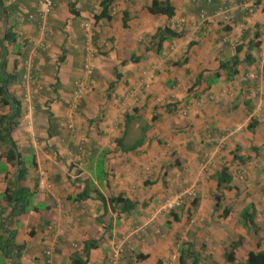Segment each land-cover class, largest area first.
Here are the masks:
<instances>
[{"label": "crops", "instance_id": "1", "mask_svg": "<svg viewBox=\"0 0 264 264\" xmlns=\"http://www.w3.org/2000/svg\"><path fill=\"white\" fill-rule=\"evenodd\" d=\"M51 1L41 39L37 0H0V60L6 72H22L8 85L20 102L11 130L26 167L19 183L34 190L37 206L9 225L24 243L19 264H70L89 238L98 243L82 264H108L115 239L186 188L193 195L131 235L117 264L187 263L191 248L201 264H244L264 244V0H168L170 17L149 13L151 0H114L110 18L96 21L99 0ZM6 29L11 44L1 40ZM233 55L237 73L227 80L219 61ZM140 126V145L121 150L115 140L130 142ZM2 151L0 193L15 171ZM222 167L231 179L217 187ZM96 192L137 204L120 211ZM245 208L256 229L240 217ZM239 238L234 261H225Z\"/></svg>", "mask_w": 264, "mask_h": 264}, {"label": "trees", "instance_id": "2", "mask_svg": "<svg viewBox=\"0 0 264 264\" xmlns=\"http://www.w3.org/2000/svg\"><path fill=\"white\" fill-rule=\"evenodd\" d=\"M114 0H99V10L97 13H93V19L96 21L101 18L109 19L111 6ZM258 2V0H255ZM147 10L151 14H164L170 17L173 13L172 5L168 0H151L147 6ZM71 13L76 14L71 7H69ZM166 30V29H165ZM163 30V31H165ZM171 36H176L178 33L173 31H165ZM1 40H4L7 44H11L14 41L13 33L6 29L2 34ZM161 40V39H159ZM3 52L5 47L1 44ZM238 50V49H235ZM245 62H250L251 58L246 54L243 58ZM239 60L236 55L231 56L228 59L219 61V69L224 71L225 79H231L236 73V66ZM217 76L218 73H215ZM22 79V72H15L10 74L5 71L3 59L0 60V106H6L7 109L4 113L0 114V143L5 145V149L2 151L3 158L6 162L12 164L15 168L13 172L12 179L6 183L4 190L0 193V202H3V206H0V264H19L18 258L20 257L24 243L17 242L14 239L15 231L9 227L10 223L14 221V218L19 214L26 213L30 208L36 209L37 206L32 204V199L34 196V190L28 189L27 187L21 185L19 181L23 180L26 175V167L24 162L20 159L19 153L16 150L15 143L11 138V130L17 123V118L20 114V102L17 97H15L12 92L8 89V85L11 83L20 82ZM246 79V78H245ZM38 91V89H36ZM125 125L128 123V117L125 116ZM255 124L253 119H249L247 122V129L250 130ZM140 134L138 137L131 139L130 142L124 143L123 137H119L115 140L117 146L124 151L133 150L135 147L139 146L142 142V132L145 130V126H140ZM49 134V132H48ZM97 177H102L103 173L101 168L98 166ZM102 173V174H101ZM216 186L224 184L225 187L230 181L231 176L227 172L225 167H222L216 172L215 175ZM87 196V192L84 190L77 195V198ZM96 197L99 198L103 203H107L109 206L118 205L120 211L129 212L133 210L137 204L135 201H131L128 198H123L120 195L110 196L106 200L104 197L96 192ZM6 207H9L8 212L3 215ZM223 212L226 214L227 209ZM222 213V214H224ZM240 217L243 218L244 222L247 223L249 227L256 229V225L252 221V216L248 213V208L241 211ZM31 234V231L29 232ZM241 242L240 238L230 242L224 249L223 257L225 261L232 263L234 261L233 250ZM98 243V239L89 238L82 241L79 253H72L70 257V264H82L84 261L82 257H86L90 249L95 248ZM181 251L179 254H181ZM187 253L186 257L188 262H184L180 258L179 264H201L203 258L200 257L199 253L194 251L192 248ZM185 254L183 256H185ZM244 264H264V244L261 249L249 250L245 255Z\"/></svg>", "mask_w": 264, "mask_h": 264}, {"label": "built area", "instance_id": "3", "mask_svg": "<svg viewBox=\"0 0 264 264\" xmlns=\"http://www.w3.org/2000/svg\"><path fill=\"white\" fill-rule=\"evenodd\" d=\"M52 1L51 0H37V7H38V15L39 18L42 20L39 25V31L42 36L45 34V23L43 20L45 19V16L49 14L51 9ZM203 15V10H200V16ZM28 18H33V14H28ZM38 45H42V40L38 42ZM30 62L27 61L25 63V67L28 69L30 67ZM84 68L87 73L90 72L91 66L88 64H84ZM252 77V75L248 74L244 78ZM24 78L26 81H29L30 75L25 73ZM80 93V87L77 86L76 89L72 93V97L77 98ZM222 137H220L221 141ZM243 174L239 173V178H242ZM193 195V190L191 188H186L180 192H177L170 196L169 198L164 199L160 204H158L153 213L151 214L150 218L144 223H140L139 225L132 226L130 230L127 232V235H122L120 238H117L112 243L109 254H108V264H117L119 258L122 256V254L126 251H131V248L128 245L127 236L128 235H139L142 234L145 230V226L148 222L152 220V217L156 214H160L163 212H169L171 210H174L176 208H179L183 205L185 198L191 197ZM74 246V244H73ZM52 251V246L50 245L46 249V254H50Z\"/></svg>", "mask_w": 264, "mask_h": 264}, {"label": "rangeland", "instance_id": "4", "mask_svg": "<svg viewBox=\"0 0 264 264\" xmlns=\"http://www.w3.org/2000/svg\"><path fill=\"white\" fill-rule=\"evenodd\" d=\"M2 109H3V107H0V110H2ZM131 134H132V133H131ZM1 146H2V145L0 144V151H2V149H3V148H2L3 146H2V147H1ZM126 235H127V234H126ZM130 236H131V235H129V236L127 237V241H128V238H129Z\"/></svg>", "mask_w": 264, "mask_h": 264}]
</instances>
